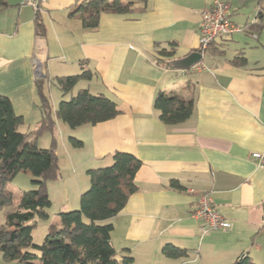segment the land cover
Returning a JSON list of instances; mask_svg holds the SVG:
<instances>
[{
	"label": "crops",
	"instance_id": "1",
	"mask_svg": "<svg viewBox=\"0 0 264 264\" xmlns=\"http://www.w3.org/2000/svg\"><path fill=\"white\" fill-rule=\"evenodd\" d=\"M6 1L9 7L0 12V95L22 117V132L41 120L38 76L51 80L88 70L91 77L79 83L77 93L104 94L121 111L109 121L74 129L56 122L60 178L47 184L51 204L56 200L59 206L56 214L79 207L89 169L111 165L115 152L128 153L141 162L137 191L105 222L113 226L117 256L126 252L133 264H230L247 253L253 263L264 264V168L250 157L264 152V0H223L243 32L213 43L200 53L203 68L190 70L176 69L173 61L197 52V27L210 0H146L140 12L102 13L94 30L70 17L82 0H44L38 11L46 30L41 38L36 11L24 0ZM169 44L176 47L167 67L165 59L157 63L156 49ZM216 49L223 54L216 56ZM235 57L245 63L233 65ZM188 89L192 115L174 126L161 123L155 95L188 96ZM46 92L54 111L74 96L63 97L53 84ZM47 134L42 144L34 139L38 148L49 147ZM70 138L81 147H73ZM171 181L182 189L171 188ZM202 193L230 223L228 230L200 235L192 213ZM166 245L188 257H165Z\"/></svg>",
	"mask_w": 264,
	"mask_h": 264
},
{
	"label": "trees",
	"instance_id": "2",
	"mask_svg": "<svg viewBox=\"0 0 264 264\" xmlns=\"http://www.w3.org/2000/svg\"><path fill=\"white\" fill-rule=\"evenodd\" d=\"M146 0H82L76 10L70 13L83 29L94 30L99 25L102 13L129 14L144 10ZM9 7L6 0H0V12ZM259 13L258 16H260ZM36 36L44 37L46 30L39 12L34 16ZM175 44L157 48V63L165 59L166 66L175 55ZM197 52L201 53L199 49ZM204 52V51H203ZM216 56L223 51L216 49ZM233 65L242 66L244 57H235ZM91 72L84 70L79 75L56 77L49 80L40 76L34 83L40 102L41 120L37 127L22 132V117L17 116L10 100L0 95V203L10 202L11 195L4 190L8 182L21 174L31 176L33 189L23 192L15 211L8 213L0 226V255L12 264H133V258L126 252L117 256L111 243L113 226L105 223L115 217L126 205L129 197L137 191L134 178L141 162L133 155L115 152L112 164L89 169V188L79 199L75 210L60 211L58 223L47 228L40 245L32 241L36 222L50 218L51 201L47 184L60 178L56 154V122L60 121L74 129L83 125H96L109 121L120 114L118 103L104 94H92L88 90L78 91L69 100H61L57 109H52L46 92L49 84L55 85L62 96L69 94L80 80H88ZM191 91V93H190ZM188 96L174 92L159 91L153 100L161 123L174 126L187 120L194 110L192 89ZM43 132L51 134L49 147L38 148L34 139ZM73 147L81 142L70 138ZM173 189L181 190L177 181H171ZM264 224V204H263ZM125 251V250H123ZM162 254L168 258H187L185 250L166 245ZM230 264H255L247 253L240 254Z\"/></svg>",
	"mask_w": 264,
	"mask_h": 264
},
{
	"label": "built area",
	"instance_id": "3",
	"mask_svg": "<svg viewBox=\"0 0 264 264\" xmlns=\"http://www.w3.org/2000/svg\"><path fill=\"white\" fill-rule=\"evenodd\" d=\"M43 1L24 0L25 4L36 12L40 10ZM242 32L243 29L231 21L229 4L223 0H210L209 9L201 15L197 27L198 49L203 53L216 41ZM201 66L198 64V68ZM250 157L256 166L264 168V152H253ZM192 216L200 222L201 236H206L212 231H226L230 228V223L218 212L207 193H202L198 197Z\"/></svg>",
	"mask_w": 264,
	"mask_h": 264
},
{
	"label": "rangeland",
	"instance_id": "4",
	"mask_svg": "<svg viewBox=\"0 0 264 264\" xmlns=\"http://www.w3.org/2000/svg\"><path fill=\"white\" fill-rule=\"evenodd\" d=\"M79 73V72H78ZM83 80H80L77 85L74 87V89L71 91V94L76 95L78 88H80L81 83ZM70 99V95L67 96L66 100ZM49 137L46 132H43L40 136L37 137L41 144L43 143L44 139ZM44 149V148H43ZM31 176L27 173H21L17 175L13 181L8 182L4 190L6 192H9L11 195L10 202L8 200H4L3 204L0 203V226L4 224L5 217L8 213H11L16 210L18 202L20 200L21 195L23 192L29 191L33 189V185L31 184ZM56 200H53V203L51 205V208L49 209L50 218L47 221H40L38 220L36 222V227L33 229L32 232V241L34 244L40 245L43 242V239L45 235L47 234V228L51 224H57L58 223V204L55 202ZM78 207V206H77ZM0 264H12L9 262H5L1 255H0Z\"/></svg>",
	"mask_w": 264,
	"mask_h": 264
},
{
	"label": "water",
	"instance_id": "5",
	"mask_svg": "<svg viewBox=\"0 0 264 264\" xmlns=\"http://www.w3.org/2000/svg\"><path fill=\"white\" fill-rule=\"evenodd\" d=\"M202 60V55L199 52H193L185 58L173 61V66L180 70H190Z\"/></svg>",
	"mask_w": 264,
	"mask_h": 264
}]
</instances>
